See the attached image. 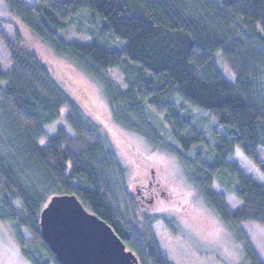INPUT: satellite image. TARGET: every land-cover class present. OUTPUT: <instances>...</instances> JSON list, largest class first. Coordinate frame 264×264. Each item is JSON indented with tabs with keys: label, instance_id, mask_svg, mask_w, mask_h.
Segmentation results:
<instances>
[{
	"label": "trees",
	"instance_id": "trees-1",
	"mask_svg": "<svg viewBox=\"0 0 264 264\" xmlns=\"http://www.w3.org/2000/svg\"><path fill=\"white\" fill-rule=\"evenodd\" d=\"M5 3L99 86L121 128L176 157L206 206L242 242L248 264H263L241 225L264 230V163L257 154L264 152V0ZM81 16L102 43L58 37ZM2 39L11 67L0 70V221L12 223L22 255L30 264H60L42 240L39 215L52 196L68 194L109 225L138 264H167L151 228L158 217L120 204L124 170L99 129L58 92L36 55ZM62 110L72 136L62 128L48 136L45 128ZM226 194L240 200L236 209L229 210Z\"/></svg>",
	"mask_w": 264,
	"mask_h": 264
},
{
	"label": "rangeland",
	"instance_id": "rangeland-1",
	"mask_svg": "<svg viewBox=\"0 0 264 264\" xmlns=\"http://www.w3.org/2000/svg\"><path fill=\"white\" fill-rule=\"evenodd\" d=\"M20 1L30 4L35 0ZM79 21L58 29V37L67 42L102 43L97 35L88 32L84 16ZM1 35L16 49L36 55L49 69L58 92L72 99L84 119L99 129L102 139L115 152L124 170L126 193L118 194L120 204L124 209L135 205L138 215L158 217L151 228L158 251L167 264H248L242 242L206 206L186 179L176 157L167 151L152 148L141 137L121 128L113 120L99 86L34 36L8 12L5 0H0V70L6 71L11 67L10 50ZM218 67L229 81H233L232 74L221 59H218ZM114 73L110 74L113 76ZM116 81L120 83L119 79ZM65 116L66 112L62 110L61 118L47 126L45 133L51 136L62 128L72 136ZM45 143L44 140L41 145ZM257 154L264 163L263 149L259 148ZM149 181L154 189H158L157 195L151 202H140L137 200V187ZM214 189L222 191L217 184ZM240 203V200L226 194L229 210L236 209ZM241 230L264 264V230L255 224H242ZM0 264H30L20 251L16 231L9 221H0Z\"/></svg>",
	"mask_w": 264,
	"mask_h": 264
},
{
	"label": "water",
	"instance_id": "water-1",
	"mask_svg": "<svg viewBox=\"0 0 264 264\" xmlns=\"http://www.w3.org/2000/svg\"><path fill=\"white\" fill-rule=\"evenodd\" d=\"M42 240L60 264H138L112 228L74 195H54L39 215Z\"/></svg>",
	"mask_w": 264,
	"mask_h": 264
},
{
	"label": "flooded vegetation",
	"instance_id": "flooded-vegetation-1",
	"mask_svg": "<svg viewBox=\"0 0 264 264\" xmlns=\"http://www.w3.org/2000/svg\"><path fill=\"white\" fill-rule=\"evenodd\" d=\"M157 190L152 187V183L149 181L146 184L137 187L136 195L137 200L140 202H151L152 199L157 195Z\"/></svg>",
	"mask_w": 264,
	"mask_h": 264
}]
</instances>
